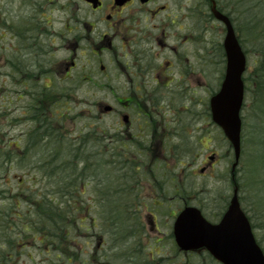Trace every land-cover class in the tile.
<instances>
[{
    "label": "flooded vegetation",
    "instance_id": "1",
    "mask_svg": "<svg viewBox=\"0 0 264 264\" xmlns=\"http://www.w3.org/2000/svg\"><path fill=\"white\" fill-rule=\"evenodd\" d=\"M58 1L64 2L60 8L65 13L62 30L52 23L51 4L57 0H45L40 21L30 25L24 39L14 35L12 50L19 53L20 45L24 46V57L41 65L56 53L62 54V64L55 72L63 79L65 95L110 96L93 106L94 123L84 128L92 134L78 136L84 143L94 138V149L88 145L79 153L84 158L83 171L93 172L82 179L80 192L84 197L81 205L94 209V232H102L103 220H110L113 229L117 221L133 213L139 221L130 216L127 221L126 246L130 250L124 262L114 264H221L204 248L181 250L174 233V208L206 204L199 196H209L208 188L198 193L195 178L209 179V170L214 169L209 155L199 171L177 165L182 152L194 151L186 142L193 122L211 118L207 103L198 95L211 94L214 89L210 0ZM49 41L58 42L61 51L43 48ZM12 72L11 65L4 66L5 84ZM24 84L12 87V92L31 91L28 81ZM182 100H188L191 107H180ZM165 148L171 149L173 162L166 160ZM206 149L208 152V146ZM103 155L111 159L109 165H103ZM242 158L243 153L235 175L230 171V181H237L239 191L247 175ZM127 163L129 166L124 165ZM185 170L191 171L192 188H186ZM101 172L110 175L107 182ZM226 211L207 220L217 225ZM247 217L264 253V220L258 215ZM104 243L101 239L97 247ZM4 259L2 254L0 264Z\"/></svg>",
    "mask_w": 264,
    "mask_h": 264
},
{
    "label": "rangeland",
    "instance_id": "2",
    "mask_svg": "<svg viewBox=\"0 0 264 264\" xmlns=\"http://www.w3.org/2000/svg\"><path fill=\"white\" fill-rule=\"evenodd\" d=\"M32 1L33 0H0V24L5 21L10 25L22 24L28 18L30 11L33 14ZM217 1L233 19L235 27L239 32L238 34L240 35L242 45L244 44L245 46L244 50L248 53V72L245 77L246 80L248 79L246 82L249 92L245 100V108L243 111L247 124L244 130L247 144L244 148V165L247 168V175L245 177V186H242L241 203L247 213L250 215H258L264 220V145L262 144V139L264 141V104H261L260 101L252 104V92L250 90V85L252 84H248L249 79H251L250 76L253 73L255 75L262 71L260 69L261 65L259 60L264 59V54L262 53L264 50L263 48L261 49L259 42L257 41L259 40L258 37L256 38V41L249 39L251 34L247 33L248 28L243 19L244 16L242 9L240 8V0ZM57 2L51 4L54 8L52 23L54 28L60 31L62 30L65 21V13L60 10L61 6H64V2L62 1L60 3L58 0ZM208 27L212 29L210 24H208ZM224 35V28L214 21L213 33L210 38L212 39L213 44L212 79L214 81L215 89L211 94H198L202 100H205L204 102H206L207 105L209 104L212 95L219 90L225 73L224 58L218 57L219 52L217 49L218 45L223 43ZM209 44H211V42L208 43V45ZM9 46V43L7 42L4 44L3 48H9ZM257 49H261L260 53L256 51ZM62 60L63 55L58 54L53 58V65H58L59 62L62 64ZM1 69L2 67H0V70ZM208 74L209 70L206 75L204 74L205 80L206 78L209 79ZM2 83L3 79L0 77L1 90L3 86ZM15 86L20 85L15 84ZM8 87L11 86L8 85ZM5 93L7 94L2 93V97L5 99V108L0 112V136H5L2 138L6 145L10 143L13 145L21 140L23 143V137L29 130H31L30 125L27 123L28 121L22 112V108H24V99L18 101V97L20 96L16 95V93ZM105 97L110 99V96L104 94L94 95L82 93L65 96V101L69 102L68 108L70 109V112L68 114L66 110L67 107H65V114H68V116H65V123L63 124L64 128L62 127L61 131L63 129V133L69 134L70 137L78 136L84 132L85 126L89 124L93 125L94 123L93 119L96 116L95 108L93 107L94 104ZM196 100L197 103L200 101L199 98ZM8 101L11 103L10 106ZM191 105L192 104H190L188 100H182L180 107L186 106L190 108ZM207 119V121L204 118L197 119L193 122L190 141L187 143L194 147V151L192 154L182 152L180 157L181 163H179V166H183L184 163L188 162L189 166H192L195 169L201 168V161L203 160L204 155H207L204 146L207 141H211V143L208 144V147L210 148L208 154L211 152L217 154L216 161H214V170H209L212 177L209 179L195 178L194 188L198 190V193H201L202 189L208 188L209 196H199L201 201L205 202L207 200L206 204L199 206V208L203 211L205 216L212 217L222 212L228 196L230 198L232 194V188L229 186L230 180L228 179L230 178L229 171L231 169L234 155L233 150L221 129L212 122L210 117ZM54 122L56 124L55 129L60 131L62 120H54ZM87 132L88 131L85 130L84 134ZM256 138L260 140L259 145H256ZM184 142L185 141H182V145H184ZM200 143H202L204 148H202ZM168 144L171 146V143ZM176 144H180V142L177 141ZM170 150V148H165V157L173 162L172 157H169L171 155ZM41 154L42 152L39 155ZM39 155H36V153L31 154L29 157L30 161L24 162L19 169L12 170L6 179H3L1 175L0 188L11 189L14 194L15 188L19 187L22 189L33 186L32 180L35 178L36 173L35 163L38 162L39 158H42ZM194 155L197 156L196 160L194 159ZM189 173H191V171ZM186 177H188V181L185 182L184 180L186 188H192L189 175H186ZM101 178L103 182H107L110 175L101 172ZM21 180L25 182L22 186L19 185ZM35 185L38 189L41 185L45 186L47 184L43 181L37 180ZM41 191L45 192V190ZM86 193L90 194L89 190H87ZM85 198H88V196H85ZM16 206L17 208L13 206L11 201L0 195V212H7L12 209L14 210L13 212L21 213L22 211L26 212L28 208L24 203H22L19 208L18 204ZM92 217L93 216L91 215V218ZM89 222L93 224L92 220L87 223ZM99 232L100 230L95 233L94 230L88 231L83 228L78 234L76 233L74 236L67 237L61 242L58 240L54 241L53 245L42 243L41 239H38V242L35 244L33 240L29 238L24 239L22 242L16 237H13V240L17 242L15 249L11 250L6 247L5 243L0 242V252L7 253V264H113L115 256L111 244L105 245L101 249H96V245L100 242L98 235ZM93 235L94 237H92ZM57 249H60V251H57Z\"/></svg>",
    "mask_w": 264,
    "mask_h": 264
},
{
    "label": "water",
    "instance_id": "3",
    "mask_svg": "<svg viewBox=\"0 0 264 264\" xmlns=\"http://www.w3.org/2000/svg\"><path fill=\"white\" fill-rule=\"evenodd\" d=\"M214 16L227 29L224 39L226 72L219 92L211 99L214 123L224 132L235 152L236 168L241 151L240 112L244 101L243 75L247 57L236 37L230 19L217 10L213 2ZM176 235L184 250L206 247L224 264H264V256L257 247L245 215L240 208L237 189L222 223L211 227L200 210L186 208L178 217Z\"/></svg>",
    "mask_w": 264,
    "mask_h": 264
},
{
    "label": "trees",
    "instance_id": "4",
    "mask_svg": "<svg viewBox=\"0 0 264 264\" xmlns=\"http://www.w3.org/2000/svg\"><path fill=\"white\" fill-rule=\"evenodd\" d=\"M240 5L244 22L248 28L247 33L251 34L249 39L256 41L258 37L259 40L257 41L261 49L264 50V0H240ZM260 50L257 49L256 51L260 53ZM262 53L264 54V51ZM259 61L262 71L255 75L253 73L250 76L251 79H249V85L252 84L250 85L252 98L255 101L258 100V96L264 100V59ZM23 67V70H26V66L23 65ZM19 98L21 99L22 96ZM62 100L63 96L57 94V92H39L30 95V99L24 102L25 107L22 108V112L31 128L23 137V143L21 140L13 145L11 143L6 145L2 138L5 136H0V176L2 175L3 179H6L12 170L19 169L24 162L30 161L31 154L36 153V155H39L41 152L43 153L39 155L42 158H39L38 162L35 163L36 173L32 183L35 184L37 180L48 182V188L52 187L54 194L59 196L53 195L48 199L49 194H47L44 200L32 207V209H35L32 214H35L38 220L44 215H52L53 220L47 219V222H50L57 229H64L67 216L70 214L65 209L66 207L69 208V205L63 201L65 197L62 198L65 193V182L77 183L67 179V169L78 166L76 162L65 161V155L63 154L65 135L61 130L55 129L54 120L58 121L59 119L53 113L63 105V103H60ZM1 101L0 112L3 109L2 98ZM8 104L11 105L9 101ZM5 191L8 192L9 190ZM11 197V200H14L17 195ZM57 198H60L61 201ZM30 200L32 199L30 198Z\"/></svg>",
    "mask_w": 264,
    "mask_h": 264
},
{
    "label": "bare ground",
    "instance_id": "5",
    "mask_svg": "<svg viewBox=\"0 0 264 264\" xmlns=\"http://www.w3.org/2000/svg\"><path fill=\"white\" fill-rule=\"evenodd\" d=\"M67 179L70 181H74V182H78L80 180H82L85 176L90 175L93 176V172H87L85 173L83 171V169L80 167V165H78L76 168L75 167H69V169H67ZM67 197V195H65V198ZM44 219H50L53 220V216L52 215H48V216H43Z\"/></svg>",
    "mask_w": 264,
    "mask_h": 264
}]
</instances>
